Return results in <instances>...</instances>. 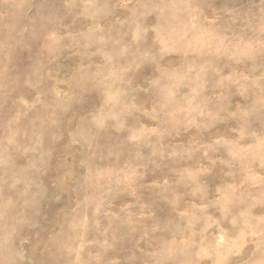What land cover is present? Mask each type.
Returning <instances> with one entry per match:
<instances>
[{
	"label": "clouds",
	"instance_id": "9594fccd",
	"mask_svg": "<svg viewBox=\"0 0 264 264\" xmlns=\"http://www.w3.org/2000/svg\"><path fill=\"white\" fill-rule=\"evenodd\" d=\"M0 264H264V0H0Z\"/></svg>",
	"mask_w": 264,
	"mask_h": 264
}]
</instances>
